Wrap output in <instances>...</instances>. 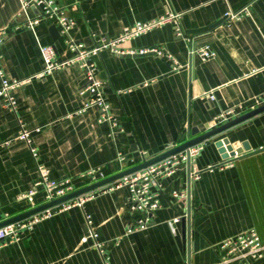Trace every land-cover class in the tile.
<instances>
[{
	"label": "crops",
	"instance_id": "obj_1",
	"mask_svg": "<svg viewBox=\"0 0 264 264\" xmlns=\"http://www.w3.org/2000/svg\"><path fill=\"white\" fill-rule=\"evenodd\" d=\"M57 1L75 21L72 38L86 47L99 35L116 37L138 21L180 12L186 35L198 46L210 45L216 55L197 60L191 69L187 39L167 22L123 41L121 53L104 50L95 56L117 120L113 134L110 125L100 121L97 108L77 113L88 98L80 92L85 71L78 65L14 89L17 113L0 99V145L9 142L0 147V223L29 209V202L18 197L38 176L29 146L16 139L20 120L31 130L38 162L52 178L71 179L79 189L89 185L82 174L92 168L108 177L134 166L121 156L145 151L151 159L187 141L189 127L200 133L215 128L214 117L221 111L241 108L243 115L262 105L264 0ZM245 7L248 13L239 18L225 17L227 11ZM38 12L23 11L20 0H0V52L10 80L42 71V45H53L61 60L73 55L56 21L43 20L34 29L26 26L28 17ZM155 48L166 56L140 53ZM168 56L181 67L172 70ZM204 145L196 160L200 178L190 181L187 166L164 177L161 206L151 212L145 229L127 232L143 213L129 209L126 187L97 193L84 207L56 213L22 232L18 240L6 242L0 248V264H241L224 263L216 246L252 228L264 243V112ZM235 150L240 156H232ZM232 157V165L219 167ZM35 201L37 206L46 203L43 190ZM188 211L190 235L185 237L182 219ZM86 214L92 217L105 256L92 238L82 241L88 233ZM176 218L180 220L171 224ZM253 264H264V257Z\"/></svg>",
	"mask_w": 264,
	"mask_h": 264
},
{
	"label": "built area",
	"instance_id": "obj_2",
	"mask_svg": "<svg viewBox=\"0 0 264 264\" xmlns=\"http://www.w3.org/2000/svg\"><path fill=\"white\" fill-rule=\"evenodd\" d=\"M21 8L27 11L30 8H37L38 14L34 17H28L26 26L34 29L41 21L51 19L56 21L61 29V33L65 36L66 42L73 52L69 59L61 60L58 58L57 50L53 45H42L40 47L44 66L38 74L24 80H10L7 78L3 68V56L0 52V99L3 100L4 106L10 111L17 113L18 102L13 93L14 89L24 85L31 79L43 78L55 71L65 69L74 65H78L85 71V83L81 87L80 92L87 94L88 98L84 101L83 106L77 111L81 114L90 108H97L100 111V121L107 122L110 125L111 133L117 125V120L110 111V104L105 95V85L98 77V66L94 61V57L100 55L104 50H109L114 53H121L120 45L126 39L140 36L141 34L153 29L158 25L167 22L173 23L176 27V33L180 37L187 39L189 44L190 63L192 65L197 61H206L216 55L215 51L208 44L198 46L195 43L194 37L186 35L181 26L180 12H170L167 15L150 21H138L132 27L125 28L120 35L109 37L107 35H99L95 37V43L92 47H86L83 43L76 42L71 35V30L75 24L74 19L67 13L57 0H20ZM243 12L248 13V8L245 7L241 11H227L225 17L227 19H237ZM4 42L3 32H0V47ZM153 51L158 55L165 57V53L160 48L142 49L140 53ZM172 70H176L181 65L171 59ZM146 84V83H145ZM262 105L264 104V94L260 97ZM241 108H232L221 111L214 117V126L222 125L234 118L242 115ZM39 130V129H37ZM16 139L24 141L29 146L31 153L37 161L38 176L33 182L32 187L19 195V199H26L29 202V209L37 206L35 197L40 192L44 191L45 202L52 201L59 197L65 196L78 189L71 179L57 180L50 176L48 168L38 162V149L33 145L31 130L26 124L19 121V130ZM204 142H198L188 148L174 153L158 162L148 165L138 171L125 175L112 183L106 184L100 188L79 195L78 197L63 202L59 205L44 209L26 218L6 224L0 227V248L8 241H16L24 231L32 230L41 221L51 218L56 213L68 210L72 207H84L85 203L92 199L97 193L109 192L115 189L126 187L129 191L128 206L133 212L141 211L143 216L136 224L130 225L127 232L145 229L150 222L151 212L157 210L161 206L160 193L162 190V180L164 177L170 176L184 167H189L190 181L197 180L201 176V172L196 167V160L204 150ZM9 142L0 145L6 146ZM240 151L235 150L233 157L240 156ZM233 157L219 167L232 165ZM123 162H131V165H136L143 161L149 160L147 153L141 151L137 156L126 157L121 156ZM88 184L98 182L106 178L105 173L98 169L92 168L83 173ZM192 179V180H191ZM178 192H174V196H179ZM180 218L174 219L171 223L178 222ZM86 222L88 225V233L82 237L83 242H87L89 238L93 239V245L99 250L102 256H105V247L99 239V234L93 228V220L90 214H86ZM217 248L223 252V262L229 263L238 261L241 264H253V261L264 257V243L261 241L256 229L252 228L247 231L238 233L237 235L227 238L217 244Z\"/></svg>",
	"mask_w": 264,
	"mask_h": 264
},
{
	"label": "water",
	"instance_id": "obj_3",
	"mask_svg": "<svg viewBox=\"0 0 264 264\" xmlns=\"http://www.w3.org/2000/svg\"><path fill=\"white\" fill-rule=\"evenodd\" d=\"M221 21H218L217 23H215L213 26L219 24ZM212 26V27H213ZM190 67L192 69V63H190ZM264 112V104L255 108V109H252L251 111H248L247 113H244L243 115L235 118V119H232L222 125H219L209 131H206L204 133H200V130H197L195 129L194 127H189V134H188V140L181 143L180 145H177L176 147H173L172 149H169L168 151L156 156V157H153L149 160H146V161H143L141 163H138L132 167H129L127 169H124L118 173H115L113 175H110L98 182H95V183H92V184H89L85 187H82V188H79L77 189L76 191L72 192V193H69L65 196H62V197H59L57 199H54L52 201H49V202H46L42 205H39V206H36L34 208H31V209H28L27 211H24L23 213H20L6 221H3L0 223V227L6 225V224H9V223H12V222H15L17 220H20V219H23V218H26L32 214H35L39 211H42L44 209H47V208H50V207H53V206H56V205H59L63 202H66V201H69V200H72L76 197H78L79 195L81 194H84V193H87V192H90L92 190H95L97 188H100L106 184H109V183H112L114 182L115 180L125 176V175H128L130 173H133L135 171H138L142 168H145L147 167L148 165L150 164H153L155 162H158L174 153H177L179 151H182L186 148H188L189 146L191 145H194L198 142H202V141H206L208 139H210L211 137H214L228 129H230L231 127L239 124V123H242L252 117H254L255 115L259 114V113H262ZM220 145H222V142H219ZM229 149V148H228ZM233 154V152H232ZM190 217H191V212L188 211V214H187V217L183 218L182 219V224H183V230H184V234H185V237H188L190 235Z\"/></svg>",
	"mask_w": 264,
	"mask_h": 264
}]
</instances>
